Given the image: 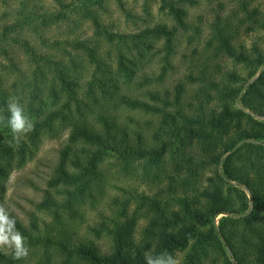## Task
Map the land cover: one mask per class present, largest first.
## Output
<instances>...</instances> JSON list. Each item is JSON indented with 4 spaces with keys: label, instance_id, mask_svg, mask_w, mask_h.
I'll return each mask as SVG.
<instances>
[{
    "label": "trees",
    "instance_id": "16d2710c",
    "mask_svg": "<svg viewBox=\"0 0 264 264\" xmlns=\"http://www.w3.org/2000/svg\"><path fill=\"white\" fill-rule=\"evenodd\" d=\"M56 1L62 9L49 14L21 12L4 28V33L36 19L44 25L66 19L63 9L72 5ZM87 1L101 6L103 0ZM163 4L178 14V24L185 27L183 11L172 1L163 0ZM83 13L94 25L96 36L107 40L130 41L139 47L147 36L165 35L160 73L142 75L139 85L149 87L163 79L171 65L169 56L176 30L158 24L136 34L110 33L103 30L100 20L89 10ZM212 37L218 43L217 54L225 52L249 68L239 85L207 79L201 72L195 79L189 76L191 81L202 83L197 85L190 102L185 100L183 84L174 86L172 95L146 90L151 102L117 93L94 109L89 104L81 109V102L75 100L74 110L66 102L34 120V131L19 144L10 133L0 136V204L5 206V184L11 171L25 165L42 135L52 132L57 123H67L69 127L41 200L35 205L50 220L28 211V221L23 223L5 206L16 219V228L23 234L29 254L15 260L10 249H0V264H24L32 255L40 256L36 264H50V250L58 264H146V253L156 256L167 251L174 255L184 249L181 264H264V120L256 119L264 118V53L255 50L250 56L237 52L230 36L218 25ZM75 46L99 63L96 47L85 41H76ZM23 47L36 63L41 60L55 64L37 54L28 43L24 42ZM123 69L127 70L124 66ZM36 71L40 73L38 66ZM3 97L0 95L1 122L6 127L4 118L8 113ZM214 100L220 101L219 109L207 104ZM122 109L150 115L154 122L142 126L127 115L122 120ZM108 157L124 165H144L145 172L154 173L157 179L165 174L167 159L185 164L187 171L190 164L201 169L213 167V174L206 178L207 184L195 191L193 199L185 195V190L181 196L176 195L175 187L165 203L140 195L139 200H149L150 204L138 238L134 236V225L127 220L129 200L116 201L113 213L89 228L88 236L105 238L106 244L99 247L88 236H70L65 217L74 218L78 207L100 190L104 181L101 165ZM177 184L179 189L186 186L184 180Z\"/></svg>",
    "mask_w": 264,
    "mask_h": 264
},
{
    "label": "rangeland",
    "instance_id": "374dc122",
    "mask_svg": "<svg viewBox=\"0 0 264 264\" xmlns=\"http://www.w3.org/2000/svg\"><path fill=\"white\" fill-rule=\"evenodd\" d=\"M61 1L72 5L70 9H63L66 19L48 25L36 19L29 25L14 27L4 33V28L12 24L21 12L49 14L62 8L56 0H0V95L4 96L6 104L10 97H18L26 114L33 120L66 102L74 110L75 100L81 102V109L85 104L94 109L117 93L150 101L146 90L172 95L174 86L178 84H183L185 100L190 102L192 94L198 90L197 85L202 83L200 80L191 81L189 76L195 79L201 72L207 79L239 85L245 80L249 68L225 52H215L218 44L212 37L215 25L230 36V43L237 52L250 56L255 50L264 53V0H169L183 11L185 27L178 24V14L163 4V0H103L101 6L87 0ZM84 10L97 16L103 30L110 33L136 34L158 24L176 30L169 56L171 65L163 79L149 87L139 85L142 75L157 76L160 73L166 49L165 35L147 36L141 39L146 45L141 43L139 47L130 41L125 43L107 40L102 35L97 37L95 27L84 15ZM76 41H85L88 46L96 47L99 63L87 51L76 47ZM24 42L55 64L33 61L25 52ZM121 57L125 59L121 60ZM36 66L40 73H37ZM93 75L96 76L94 80ZM219 103L214 100L207 104L219 109ZM125 115L138 120L142 126L146 122H154L150 115L139 111L122 109V120L127 117ZM1 118L0 111V136L11 134ZM256 119L264 120L263 117ZM66 124L57 123L52 132L44 133L38 146L33 148L32 156L22 168L11 171L5 184V206L23 223L28 221V211L50 220L37 211L35 205L41 200L57 151L67 136L69 127ZM101 168L104 181L100 190L78 207L74 218L65 217V229L72 237L88 236L90 227L113 213L116 201L129 200L127 220L134 225V236L138 238L149 216L150 204L149 200H139L140 195L165 203L175 187L176 195L181 196L185 190V195L191 198L213 174V167L203 166L201 169L190 164L187 171L185 164L181 166L169 159L166 160L165 174L159 175L160 179L154 173L147 174L144 165H124L110 157L103 161ZM179 180L186 182L184 189L177 188ZM88 237L99 247L106 244L103 237ZM50 251V264H58L55 254ZM185 253L186 249L180 250L174 256L182 262ZM31 258L24 264H36L40 256L32 255Z\"/></svg>",
    "mask_w": 264,
    "mask_h": 264
},
{
    "label": "clouds",
    "instance_id": "9594fccd",
    "mask_svg": "<svg viewBox=\"0 0 264 264\" xmlns=\"http://www.w3.org/2000/svg\"><path fill=\"white\" fill-rule=\"evenodd\" d=\"M8 115L6 127L10 129L13 141L21 142L35 129V121L26 114L25 107L18 97H10L6 104ZM0 249H10L12 258L15 260L25 259L29 249L25 243L23 234L16 228V219L11 216L3 204H0ZM146 264H181L178 257L167 251L153 256L145 254Z\"/></svg>",
    "mask_w": 264,
    "mask_h": 264
}]
</instances>
